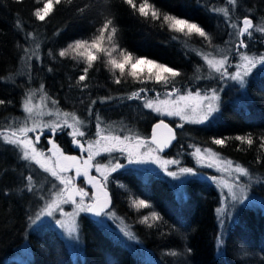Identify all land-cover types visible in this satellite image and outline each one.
<instances>
[{
  "label": "trees",
  "instance_id": "obj_1",
  "mask_svg": "<svg viewBox=\"0 0 264 264\" xmlns=\"http://www.w3.org/2000/svg\"><path fill=\"white\" fill-rule=\"evenodd\" d=\"M44 2L46 0H0V77L11 78L0 80V99L12 101L0 105V131L12 125L20 115L25 84L31 81L32 87L43 84L48 96L59 101L61 110L79 114L91 106L94 114L85 115L87 134L82 139L98 138L95 135L96 115L100 120L119 121L118 124L125 128L134 129L131 135L113 130L108 131L109 135L123 138L136 134L142 140L149 136V126L157 116L142 109L137 100L127 97L141 87L151 89L141 94L145 101L155 99L158 93L162 95L163 88L154 83L155 68L144 63L136 65L134 71L138 78L146 81L141 84L127 74L133 69L126 66L122 83L117 85L106 64L107 57L101 55L89 71L88 89L82 92L75 86L80 69L85 66L78 62L79 58L72 59L73 54H70L64 58L57 55L53 59L48 55L49 52L58 53L76 39L91 37L109 13L115 17L118 26L116 40L119 45L135 56L179 70L181 76L175 78V87L183 92L185 89L207 92L212 85L211 88H217L221 80L219 74L214 79H204L200 75L203 71L200 54H208L216 46L223 45L229 33L228 26L235 22L239 24L244 15L251 16L254 24L264 22V0H238L235 9H231V5L225 6L231 11L230 20L221 19L219 12L212 11L213 6L221 9L224 5L211 0H202L203 6H198L196 0H150L163 12L197 22L211 34L209 44L198 35L172 31L166 24L161 26V21H153L150 16L145 19L122 0H73L71 4L62 0L61 4H54L53 11L44 21H39L34 11ZM81 8L83 12L79 11ZM244 39L248 48L240 49V52L253 57L261 54L264 36L253 32L252 38L246 36ZM103 46L108 47L107 41ZM31 47L34 55L30 54ZM25 48L29 49L28 56L32 58L21 70L20 60L26 58ZM236 53L238 51L231 53L229 58ZM113 56L115 58V53ZM48 67H52L53 72H47ZM25 71L26 80L23 78ZM116 75H119L118 70ZM92 100L96 104L90 105ZM220 107V112L214 114L210 122L201 125L183 123L182 128L175 127V142L162 157L176 158L189 165L194 147L210 148L220 157L233 161V165L248 169L250 175L240 177L236 183L261 201L262 206H236L232 218H223L221 224L215 215L217 192L205 182L188 179L182 193H178L165 178L153 174L139 176L130 168L117 170L107 184L111 198L109 210L114 211L127 232L132 234L134 242L114 237L94 219L81 215L77 233L79 248L71 254L54 231L28 229V214L34 207L23 212L18 197L24 193V177L31 175L33 165L20 160L13 149L12 155L7 153L11 147L6 145V152L0 149V168H8L7 173H0V264H264V148L260 147L264 138V73L248 78L243 90L224 87L220 93ZM166 121L173 126L170 119ZM61 134L66 136L65 131ZM248 134L254 141L251 147L234 139L236 135ZM222 137H229L225 146L211 143L214 138ZM61 140L68 143L63 146V152L71 154L72 139L63 137ZM40 144V148H47L42 142ZM114 158L101 152L95 161L109 163L111 159L116 160ZM118 159L122 162L120 156ZM91 175L102 180L94 168ZM139 200H144L148 207H137ZM153 212L159 219H152ZM145 217L147 222H144ZM221 236L223 244L218 247L217 239ZM22 239L27 248L26 260L15 259L12 255ZM189 248L191 252H188ZM172 252L177 255H171Z\"/></svg>",
  "mask_w": 264,
  "mask_h": 264
},
{
  "label": "snow or ice",
  "instance_id": "obj_2",
  "mask_svg": "<svg viewBox=\"0 0 264 264\" xmlns=\"http://www.w3.org/2000/svg\"><path fill=\"white\" fill-rule=\"evenodd\" d=\"M17 2H22V0H17ZM73 0H67L68 4H71ZM62 3V0H46L43 3V6L34 11V15L37 20L44 21L46 17L50 15L53 11L54 4L59 5ZM122 3L129 5L134 12L139 13L140 16L145 19L151 17L153 21H161V26L168 25V27L175 32L185 34V35H198L203 38L204 41L209 44L212 42V36L210 33L204 30L197 22L189 21L186 18L178 17L175 14H170L163 12L157 8L150 0H122ZM198 6L202 5V0H196ZM228 5H231L233 9L238 7V0H226ZM79 11L83 12L84 9L81 8ZM212 11L220 12L223 11V14L226 20H230L231 11L227 8L217 9L214 6ZM20 26L19 21H17V27ZM231 27L235 28L236 35L240 37L236 48L239 51L240 49L248 48V43L244 37L252 38L253 29L256 32L264 33V27H257L254 25L253 18L249 15H244L240 18L239 24H231ZM118 32V26L115 23V17L110 13L105 16L102 23H100L95 30V33L89 38H80L72 41L67 45V47L62 48L58 53L49 52L48 55L53 59L58 55L61 58L68 57L70 54L72 59L79 58L78 62L83 63L85 66L80 69V75L75 81V86L79 87L83 92L88 89L89 84L86 83L89 79V71L93 68L94 63L101 58V55L107 57L106 64L109 66L110 71L113 73V82L117 85L122 83V77L125 75L126 66L133 69L127 74L133 79H136L138 83L144 84L146 81L140 79L137 76V73L134 71L136 65L138 64H147L155 68L157 71L154 74V83L162 84L163 87L169 88L171 85V90L165 92L164 99L160 100L159 95L157 94V100H146L144 101V107L155 111L160 115L167 116H178L180 120L187 122H195L198 124H204L205 122H210L214 114L220 112V96L219 92L222 89L213 88L211 94L205 92L203 95L200 91H187L183 92L181 89L175 87V78L181 76V72L173 67H169L163 63H158L150 58L138 57L135 56L132 52L126 48H122L116 40ZM31 35V34H29ZM176 39V37H173ZM107 41L108 47H104V42ZM36 47H39L37 45ZM110 48V50H109ZM25 56H28L29 49H24ZM115 53V58L113 54ZM35 54L34 52L32 53ZM240 59L244 62L243 64H237L236 68H243V71L237 70L232 73L229 72L230 62L229 58L224 55L219 58L209 59L208 56L204 57L207 65L210 69H213L216 73L219 74L221 78L230 79L235 81L241 87H244L246 84V77L250 73L251 69L256 68L257 65L264 66V54H259L255 57L250 56L244 52H240ZM117 70L119 75H116ZM47 72H53L52 67L47 68ZM171 78V80H170ZM10 80V77H0V80ZM152 79L150 74L149 80ZM151 91V89H146L144 87L139 88L136 91H133L127 99L130 100H139L141 99V94ZM39 92L43 93L41 100V105L33 104V97L35 95V90H30L25 94V99L23 101V111L27 113L28 119H25L24 122L16 124L13 127L11 124L4 130L0 131V149L7 151V148H4L5 145H10L15 151V154L22 161L28 163H34L38 165L44 172L48 173L57 183H52V188L55 189V192L52 194V198L44 205V207L35 214V218H31V222L35 224L38 220H41L43 217L47 216L49 218L55 219V223L62 229H65L68 236L73 239H78V225L75 221V217L81 212L91 213L93 216L101 217L106 216L112 218L113 213L109 211V206L111 204V198L108 194L107 184L109 181V175L104 172V169L108 166L95 161V157L99 156L101 152L107 153L109 156H112L114 152H119L121 156H124L127 159L129 165H144V164H156L158 167H161L165 175L171 177L172 180L180 181L181 184L184 183L182 177L188 176H197L198 173L193 170L191 167H179L178 171H172L169 169L168 165L178 164L176 160H163L158 155V153L163 152L165 147L171 145V142L176 139L175 131L164 123L155 125V128L161 127L168 130L169 137L167 140L160 142L156 139L155 129L153 130L152 139L149 141L147 138L141 140L139 137H136L135 150L128 148L124 145L125 142L131 143L133 137L126 135L123 138L119 135H109L107 131H101V122L100 117L96 115V120L98 123L95 125L96 132L95 135L98 137L95 140L82 139L86 136V131L84 130L85 121L80 119L75 113L63 112L62 115L64 119L61 121L59 119L52 121H44L42 119H37L33 116L35 108L47 107V104L44 101H50L53 106H57L59 101L48 96L47 92L44 90V85L39 86ZM105 99H110V97H105ZM11 100L0 99V105L11 104ZM96 104L95 100L90 102V105ZM87 111L89 115H93L91 106L88 107ZM43 112H37L36 117L42 116ZM48 116L59 117L61 115V110L58 107H55V110L49 109L46 113ZM70 117V119H69ZM193 117H196L193 120ZM31 119V124L28 120ZM177 128H182L183 124L178 123ZM65 129H71L72 131L68 134L73 137L72 143L80 150L81 153L87 152V159H83L82 155H69L65 154L60 146L55 142V134L57 131H64ZM45 130L52 134V136L46 137L47 143L52 147L48 151L53 153V156L56 157L55 162H53L52 157H49L45 154L44 149L38 148L37 145L41 141V136L44 135ZM29 133H32V136H29ZM236 141H239L241 144H247L249 147L253 145V139L250 134L248 135H236L234 137ZM229 137L214 138L211 143L218 146H225L228 143ZM102 141L105 142L102 144ZM87 145V147H85ZM151 145H155V148H152ZM147 146V151L140 152V148ZM260 147L264 148V138L260 141ZM201 149L197 148L196 153L199 154ZM205 152H209L212 156H219L218 153L212 152L210 148L204 149ZM157 153V155H153ZM116 162L112 165L111 171L114 172L118 169L126 167L125 164L119 162L118 158ZM82 161V164H81ZM95 161V162H94ZM226 168H217V171H227L232 169L241 177H248L249 171L247 168L236 164L233 167V161L224 160L222 161ZM211 167L212 165H207ZM75 169V176L80 177L84 176L86 181L91 184L92 189L94 190L91 195L88 191H85L83 187H79L74 183L75 177H70L63 175L72 169ZM92 168H95L96 172L101 173L102 180H99L95 176L89 175ZM8 168H0V173H7ZM213 182H216L217 178L215 176L208 177ZM233 179H237L234 177ZM26 180L25 190L33 195H36V186L33 183V176L27 175L24 177ZM51 183V182H50ZM62 185L63 187H60ZM225 187H228L229 194L235 203L243 204L247 200V196L243 194L244 190L241 189V194L237 195L233 191L235 185L225 184ZM7 195V192L4 193ZM79 196V201L76 197ZM85 197L91 201L90 203H85ZM44 196L41 195V199ZM63 204H71L74 207L72 213H65L63 210ZM137 207H148V204L144 200H139L137 202ZM59 212L61 217L71 216V222L57 219L55 213ZM219 216L222 217L224 214V209H217ZM147 217H145L144 222H147ZM152 219H159L158 214L155 212L152 213ZM221 224L224 223L221 218ZM152 225H149L151 227ZM126 236L132 238V234L125 232ZM223 244L222 236L217 239V246L220 247ZM188 252H191V249H188ZM171 255H177L176 252H172Z\"/></svg>",
  "mask_w": 264,
  "mask_h": 264
},
{
  "label": "rangeland",
  "instance_id": "obj_3",
  "mask_svg": "<svg viewBox=\"0 0 264 264\" xmlns=\"http://www.w3.org/2000/svg\"><path fill=\"white\" fill-rule=\"evenodd\" d=\"M211 2H213V3L218 2L221 5H224L223 8H221V9H224L225 6L228 8V6H229L226 3V0H211ZM218 3L216 5H218ZM231 9H232V7H231ZM219 13L221 14V19H226L222 11H220ZM222 21H224V20H222ZM222 21H221V23H222ZM235 24H238V23L235 22ZM254 25H256L257 27H264V22H257V24H254ZM228 27H229V33H228V36L226 37V40L223 43V45H221L220 47L216 46L214 48V50L212 52L208 53V54H200L202 56L201 59L203 61V66H202L203 71H202V73L200 75L204 79H214L215 76L218 75V73H216L213 69L209 68V66L207 65L206 61L204 60L205 56H208L209 59H213V58H219L220 56L226 55L229 58V57H231V53H235L236 51H238L237 48H236V45H237V43L239 41L238 38L236 37L237 36L236 35V31L237 30L235 28L231 27V25L228 26ZM253 32H256L255 29H253ZM256 33L261 35V36H264V33H259V32H256ZM259 51H261L260 52L261 54H264V48L262 50H259ZM31 52L33 53V47H31ZM32 53H30V54L33 55ZM31 58H28V57H26V58L22 57L21 58V60H20V62H21V65H20L21 66V70H24L26 68L27 63H28V61ZM229 62H230V65H231L229 67V69H228L229 72L234 73L237 70H239L241 72L243 71V68H240V69L236 68L237 64H243L244 63L240 59V51H238V53H236V55L233 58H229ZM263 73H264V66L257 65L256 68L251 69L250 73L248 74V76L245 79L247 80L248 78H250L252 76L255 77L256 75L263 74ZM23 78H24V80L28 79V77L26 75V71L23 72ZM29 82H30V83H28L29 85L27 83L25 84L26 90H24V92L22 94V99H21V103H20V112L21 113L12 122V126L13 127H15L16 124L24 122L25 119H28L27 113H25L23 111V107H22L26 93H28L30 90H35V95L33 97V104L34 105H41V103H42L41 97H42L43 93L39 92V87L30 86L31 81H29ZM158 86L163 88V89H161V91H162L161 94L162 95L159 96V99L162 100V99L165 98L164 95H163L164 92L170 91L171 87H169L167 89V88L163 87L162 84H158ZM212 86H214V85H212ZM216 86H217L216 89H223L224 87H228L229 89H235V90H238V91L243 90V87L238 85L235 81H232L230 79H224V78H221V80L219 81V84H217ZM210 88L207 91V94H209V95L211 94L210 90L213 89V88H211V89ZM165 89H167V90H165ZM186 90L187 89L184 90L185 93L187 92ZM201 93L203 95L205 92H201ZM220 93H221V91L219 92V96H220ZM151 100H157V97L155 99H151ZM137 101L139 102V105H140V107L142 109L148 110V112L152 116H155V117L157 116L156 119H164V120L170 119L172 121V124H173L174 128L176 127V125L178 123H180V124L184 123V124L201 125V124H198V123H195V122L182 121V120H180V118L178 116H167V115L157 114L155 111L144 107V101H145L144 99L141 98V99H139ZM44 103L47 104V107L35 108L34 109L33 116L35 118L42 119L44 121H52V120H56V119H59V120L62 121L64 119V117L62 115L63 112L75 113L74 111L61 110L59 105L53 106L50 103V101H44ZM55 107H58L61 110V115L59 117H56V116H51L50 117V116H48L46 114L47 111L49 109L55 110ZM37 112H43L44 114L42 116H40V117H36V113ZM88 113L89 112L87 110H85V109H83V111H81L79 113L80 115L75 113L77 116L80 117V119L85 121V127H84L85 131H86V128H87V121H86L85 115L88 114ZM195 118L196 117H193V120H195ZM69 119H70V117H69ZM94 121H95V125H96L98 123V121L96 119ZM28 122H29V124H31V119H29ZM100 122H101V131L102 132L106 130L107 133H108V131L113 130L112 132H114V131L120 132L121 131L124 134H130V135H131V133H134V131H133L134 129L132 130V129L125 128L123 125L118 124L119 121L112 122V121H106V120L103 119V120H100ZM205 123H207V122H205ZM64 131H65V135L67 137H70V139L73 140V137L68 134L72 130L71 129H65ZM60 132H62V131H60ZM47 133H49V132L47 130H45L44 134L46 135ZM49 134H51V133H49ZM32 135H33L32 133H29V136H32ZM181 135L183 136V132L182 131H181ZM132 136L136 137L137 135L135 134V135H132ZM45 137H48V135L45 136ZM138 137H140V136L138 135ZM40 143H41V141H40ZM40 143L37 145L38 148H40L39 146H41ZM135 144H136V139H132L131 143L128 142L124 146H126L128 148H131L132 150H135ZM42 145H44V147L47 146L46 144H42ZM8 146H10V145H8ZM152 148H154V147H152ZM8 149L10 151H8L7 153H9V154L12 153L13 154L12 147L8 148ZM41 149H44V148H41ZM48 149L49 148L44 149L45 154L47 156H49V157H52L53 162H55L56 157L53 156V153L48 151ZM196 149H197L196 147H194L192 149L193 159L189 163V165H186V164L182 163L181 160L176 159V158H163L162 155H160V154H158V155L161 156V158H162L161 163L163 162V160H176V161H178V164L168 165L169 169L172 170V171H178L179 167H191V168H193L194 171H196L198 173L197 176L182 177V180L184 182L186 180H188V179H196V180L205 182L206 184L212 186L216 190L217 196H218V203H217V206H216V209H215V215H216L218 220H221V218L223 219L225 217L232 218L236 206H262L261 201H259L258 199L252 197L245 189H243L239 184H237L236 183L237 179H233L234 177H236L238 179L241 177V176H239L238 173H236L232 169H228L227 171H217V168H226V165H224L222 163V161L227 160V159H224V158H222L220 156H218V157L217 156H212L209 152H205L203 148H199V149H201V151H200L199 154H197L196 153ZM139 151L140 152H145V151H147V147L140 148ZM86 154H87V152H86ZM153 155L155 156V155H157V153H153ZM112 156L116 157V158H118L120 156V158L122 159L121 160L122 163L126 165V167L118 169L119 172L124 170V169H126V168H130L132 171H134L139 176H146L147 174H153V175H156V176H159V177L167 179L178 193H182V187H183L184 183L181 184L180 181L172 180V178L168 177L167 175H165V173L163 172L162 168L158 167L156 164H144V165L132 164V165H129L128 162H127V159H125L124 156H121L120 153H115V154L113 153ZM12 161H13V158H12ZM115 161L116 160H112L111 159L110 162H112V164L110 162L109 163L108 162H104L103 163V164L108 166L107 168L104 169V172L109 175V178H110L111 174L115 172V171L114 172L111 171V167L115 163ZM30 164L33 165V166H31V168L33 169L31 171V175L33 176V183L36 186V195H33L32 193H29L26 190H24V193L19 195V197H18V199H19L18 201H20L22 203V211L23 212L27 211L28 208L34 207L33 210H31L29 212V214H28L29 223L27 224V227L31 231L32 230L40 231V230H43V229H50V230L54 231L58 235V237L63 241V243L66 245V248L72 254L73 252H75V250H77L79 248V244H80L79 243V239H73V238L69 237L67 232L65 231V229L60 228L55 223V219L45 216L41 220H38L35 224H33L31 222L30 217L31 218H35V214L37 212H39L44 207V205L52 198V194L55 192V189L52 188V183H57L58 184V181H55L54 178H52L48 173L44 172L38 165H36L34 163H30ZM81 164H82V162H81ZM210 164L212 165L211 167L207 166V165H210ZM235 165L236 164H234L233 167ZM94 170H95V168H94ZM95 172H96V170H95ZM96 174L98 176H100L101 178H103L101 173L96 172ZM63 175L70 176V177H76L75 175L71 176L69 173H65ZM212 176H215L217 178L216 182H213L210 179H208V177H212ZM97 178H99V177H97ZM24 183L25 184L27 183L26 180H25ZM74 183L77 186H79V187H83L85 189V191L88 190L89 195H91L92 192L94 191L92 189L91 184L88 183V182H87L86 185H83L81 183H78L76 181V179H75ZM226 183L235 185V187L233 188V191L236 192L237 195H240L241 194V189H243L244 190L243 194L247 196V200H245L243 204H239V203H235L234 204V202H233V200L231 198V195L229 194L228 187L224 186ZM25 184H22L24 189H25ZM13 185L17 186L16 183H14ZM60 187H63V186L60 185ZM13 194L16 195L17 191L13 192ZM41 195L44 196L43 199H41ZM76 199H77V201H79V199H80L79 196H77ZM84 202L87 204V203H90L91 201L88 199V197H85ZM62 207H63V210H64L65 213H72L74 211V207L71 204H63ZM217 209H224V214L222 215V217L219 216V214L217 212ZM110 212L114 214V216L112 218H109V217H106V216H101V217H96V219H94L93 221L96 224H98L99 227L104 228L106 231H108L112 235H114V237H117L120 240L121 239L122 240L126 239L129 243L134 242L133 239H131L129 236L125 235V232H127V230L123 226V224L121 223L120 219L116 216L114 211L111 210ZM81 215H85L88 218L92 219L91 213L81 212L75 217V221H76L77 225H78L79 217ZM55 217L57 219H63V220L69 221V222H71V220H72L71 216L61 217L59 212L55 213ZM77 233H79V227H78V232ZM77 236H78V234H77ZM23 240L24 239L20 240L16 244L14 249H13V254L12 255H13V258H15V259L26 260L27 248H26V245H25Z\"/></svg>",
  "mask_w": 264,
  "mask_h": 264
},
{
  "label": "flooded vegetation",
  "instance_id": "obj_4",
  "mask_svg": "<svg viewBox=\"0 0 264 264\" xmlns=\"http://www.w3.org/2000/svg\"><path fill=\"white\" fill-rule=\"evenodd\" d=\"M47 135H48L49 138L52 136V134H49V133L46 134V135L44 134L43 136H41V142L43 144H46V145H48L47 139L45 137ZM63 137H67V136H63L60 131H57V133L55 134V142L60 146V149L62 151H63V146H65V145L68 144V143L67 144L62 143L63 141L61 140V138H63ZM67 142H69V141H67ZM69 147H70L69 150L71 151V154H69V155H77V156H81L82 155L83 159H87V156L88 155L85 152L84 153H81L80 150L78 148H76V146L72 143V140L70 142V146ZM67 173H69L71 176H74L75 175V169L73 168L71 171H69ZM89 175H91V171H90ZM75 179H76V181L78 183H81L83 185H86L87 184L86 178L84 176L75 177Z\"/></svg>",
  "mask_w": 264,
  "mask_h": 264
},
{
  "label": "water",
  "instance_id": "obj_5",
  "mask_svg": "<svg viewBox=\"0 0 264 264\" xmlns=\"http://www.w3.org/2000/svg\"><path fill=\"white\" fill-rule=\"evenodd\" d=\"M160 121H164V123L168 124L165 120L163 119H156L154 120L153 122H151L150 126H149V136L147 137V140H151L152 139V135H153V130L155 129V136H156V139L160 142H163L165 140L168 139L169 137V133H168V130L166 128L163 127V125H161V127L159 128H155V125L160 123ZM169 127H171L169 124H168ZM172 128V127H171ZM173 129V128H172ZM174 130V129H173ZM174 142V140L171 142V144ZM154 148L156 147L155 145H152ZM48 148H51L52 146L50 144L47 145ZM169 146L168 147H165L164 151L163 152H160L158 154H163L165 153L167 150H168ZM92 218H95L96 216H93L91 214Z\"/></svg>",
  "mask_w": 264,
  "mask_h": 264
},
{
  "label": "bare ground",
  "instance_id": "obj_6",
  "mask_svg": "<svg viewBox=\"0 0 264 264\" xmlns=\"http://www.w3.org/2000/svg\"><path fill=\"white\" fill-rule=\"evenodd\" d=\"M163 120H164V119H163ZM165 121H166V120H165ZM166 122H167V121H166ZM167 123H168V122H167ZM168 124H169V125L174 129V131H175V128H174L170 123H168ZM175 133H176V131H175ZM174 142H175V140H174ZM174 142H173V143H174ZM173 143L169 146L168 150H169L170 147L173 145ZM168 150H167V151H168ZM167 151H166V152H167ZM166 152H165V153H166ZM165 153L160 154V155H164ZM92 219H96V217H95V218H92Z\"/></svg>",
  "mask_w": 264,
  "mask_h": 264
}]
</instances>
